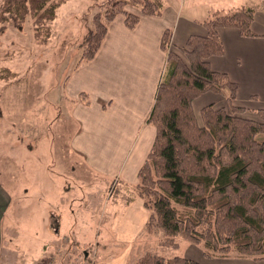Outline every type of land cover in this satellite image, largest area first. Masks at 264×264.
<instances>
[{
  "label": "trees",
  "instance_id": "16d2710c",
  "mask_svg": "<svg viewBox=\"0 0 264 264\" xmlns=\"http://www.w3.org/2000/svg\"><path fill=\"white\" fill-rule=\"evenodd\" d=\"M164 2L97 0L94 29L84 41L81 62L96 56L109 24L118 15L125 16L130 29L139 24L140 16L128 12L127 7L139 8L143 16H161ZM63 3L4 0L0 23L18 25L31 17L36 27L46 26L57 18ZM255 13L246 6L211 10L200 21L206 35H191L185 46L176 48L179 53L169 49L172 31L163 34L165 75L147 119L156 136L139 169L136 193L150 213L145 232H160L164 236L160 244L165 247L178 249L179 240L185 239L199 246L207 259L229 258L234 250L243 257L264 259V139H260L264 135V108L257 111L259 121L244 118L246 108L234 103L238 83L227 73L213 70L209 62L211 57L224 54L220 29L235 28L244 37L257 36L252 30ZM48 28L45 42L50 37ZM225 90L226 106L215 108L211 103L202 107L200 124L194 101L209 92L222 95ZM81 100L90 104L85 93ZM136 264L199 263L149 250Z\"/></svg>",
  "mask_w": 264,
  "mask_h": 264
},
{
  "label": "crops",
  "instance_id": "0c3cea01",
  "mask_svg": "<svg viewBox=\"0 0 264 264\" xmlns=\"http://www.w3.org/2000/svg\"><path fill=\"white\" fill-rule=\"evenodd\" d=\"M164 1L165 6L161 16H143L139 8L127 7L128 12L140 16L139 24L130 29L126 25L125 16L118 15L109 24L107 34L94 59L87 62L80 61L65 82V104L68 110L67 114L63 115L62 126L64 123L71 122V124L70 128L65 129L64 126L63 132L60 129V133H66L63 137L66 140L58 139L59 135L55 139L58 140L60 154L71 156H61V159H57V168L74 175V169L78 166L75 161L78 160L82 169L91 170L94 177L96 173L102 174L107 180L124 182L125 186H131L133 190L129 203L124 206L126 208L109 216L106 235L101 237L99 233L98 238L94 236L93 247H90V252H87L84 259L79 260L74 256L79 254L78 251L71 252L58 246V251L50 258H46L43 263L53 261L52 257L57 261V257L64 253L69 259L68 264H136L145 251V249L140 251L139 247L136 252L134 251L135 245L145 233V225L150 214L143 200L136 193V185L139 169L145 162L156 136L155 127L148 124L147 119L155 104L159 84L165 75L167 53L161 47L163 34L165 30H171L173 34L171 46L175 49L183 47L191 35H206L207 31L200 21L211 10L228 11L243 5L235 6V0H193L189 4H186L185 0ZM196 3L200 4L203 11H207L204 17H195V8L199 6ZM92 5H89L88 10ZM189 7L190 11H188ZM60 8L55 19L57 22L60 20L58 18ZM252 30L256 37H244L235 28L220 29L224 54L211 57L209 62L213 70L227 73L232 81L238 83L236 103L240 99L252 100L249 104H256L258 107L255 109H260L264 108V13L261 11L255 13ZM82 93L88 95L90 104L81 100ZM209 94L211 93L197 98L194 106L196 107L198 102ZM70 101H75L74 105ZM211 103L217 102L204 103L201 107ZM74 122L78 123L75 129ZM47 148L48 146L43 155L49 151ZM12 159L16 160L14 155ZM16 163L19 170L16 176L0 166V264H17L19 256L11 238L4 237L5 231L2 227L4 214L13 201L11 194L21 198L24 203V198L29 197L33 192L30 180L33 178L38 180L36 176L42 167L49 164L47 161L45 163L39 161L36 168L34 166L30 169V164L25 163L22 166L29 173L27 176L20 171L21 164ZM43 173L42 170L39 193L41 222L44 220L45 212L48 211V207L44 206L48 195L44 192L42 179L46 173ZM76 174L78 178L79 173ZM25 175L26 179L22 184H17L16 177L24 178ZM91 180L94 182L88 183L78 178V185L79 193L80 191L85 193L86 190H82L81 185L91 189L88 199L93 201L96 196V183L95 178ZM66 199V206L62 207L64 217L60 218L56 212L51 211L54 213L55 222L59 224H54L48 219L51 227L59 230L58 234L60 228L65 232L73 228L72 218L69 215L70 202L74 200L71 189L67 190ZM29 200L30 198L26 199ZM119 244L122 250H117ZM194 248L197 250L195 255L185 256L186 258L195 260L199 264H215L213 262L217 259H207L201 249ZM101 252L107 253L102 256ZM100 256L102 257L99 258Z\"/></svg>",
  "mask_w": 264,
  "mask_h": 264
},
{
  "label": "rangeland",
  "instance_id": "374dc122",
  "mask_svg": "<svg viewBox=\"0 0 264 264\" xmlns=\"http://www.w3.org/2000/svg\"><path fill=\"white\" fill-rule=\"evenodd\" d=\"M3 1L0 0V5ZM51 1L67 2V4L61 5L58 22L54 20L46 23V26L36 27L34 20L28 17L25 22L18 25L11 22L0 23V166L16 176V172L19 171L16 163L18 162L21 164L20 171L22 174L25 173L28 176L29 173L22 166L25 163L30 164V169L34 166L36 168L39 161L49 163L42 167L43 174L46 173L42 179L44 192L48 195L44 204L45 207H48L44 220L41 222L39 213L42 170L36 176L38 180H34V178L30 180L32 183L30 187L33 192L29 197L24 198V203L21 198L11 194L13 201L9 210L5 211L2 220V227L5 231L4 237L7 239L10 237L12 245L18 249L17 264H68L69 259L64 253L57 257V261L52 257L53 261L43 263L46 258H50L58 251V246L61 249H69L71 252L78 251L79 254L74 256L79 260L84 259V254L90 252V247H93L94 236L98 238L99 233L101 237L106 235L108 232L107 221H110L109 216L126 208L124 206L129 203L133 190L131 186H125L124 182L118 181L116 183L113 179L107 180L102 174L96 173L94 177L91 170L82 169L78 160L75 162L79 169L77 167L74 169V175L57 168V159H61V156H71L60 154L58 140L55 139L59 135L58 139L66 140L63 138L66 133H60V129L63 132L64 126L65 129L66 127L70 128L71 124V122L64 123L62 126L63 115H66L68 110L65 104V82H67L72 69L83 58L84 41L88 33L94 29L92 20L95 9L93 6L97 0L94 2L92 0L81 2L77 0ZM185 1L186 4H189L193 0ZM263 3L264 0H235V6L243 4L242 6L252 7L255 12L261 11L262 13H264ZM90 4L93 5L88 10ZM188 11H190V7ZM195 12V17L200 18L207 14V11L201 9L200 4L195 8ZM48 27L50 28V37L45 42ZM169 49L179 53L172 46ZM209 93L211 94L198 102L196 107L193 104L200 124L203 123L200 110L204 103L215 101L217 102L214 103L215 108L226 106L225 98L228 96L226 90L221 96L212 92ZM236 100L235 105L239 103L237 106L246 108L242 114L244 118L259 121L257 113L259 108L255 109L258 107L256 104H249L252 100L240 99L237 103ZM70 102L72 105L75 103V101ZM75 127H78V123L75 124L74 122V129ZM47 135L48 137H46ZM262 138L264 139V135L260 136V139ZM47 146L49 151L43 155ZM60 146L63 147V145ZM13 155L16 160L12 159ZM77 172L79 173V180L93 183L94 180L91 179L95 178L96 196L93 201L88 199L90 197L88 193L91 189L85 188V185H81L82 190L86 189L85 193L81 191L79 193ZM26 175L24 178L17 176V184H22ZM2 186L7 190L4 183ZM70 189L74 198L70 202L71 212L69 213L73 228H70L69 232L60 228V234H58L59 230L53 229L49 222L59 224L55 222L54 213L51 211L56 212L60 218L64 217L62 207L66 206L67 190ZM27 198L30 200L26 201ZM57 222L59 221L57 220ZM163 238L164 236L160 232L154 234L145 232L135 245L134 251L136 252L137 247H139L140 251L145 249L144 253L152 250L172 258L175 256H192L197 251L194 247L201 249L185 239L179 240L178 249L165 247L160 244ZM120 247L121 245L119 248L117 247V250H122ZM134 251L133 254H135ZM106 253L101 252V255ZM21 254L24 256L21 257ZM228 257L213 258L217 259L213 263H258L254 257H243L235 250ZM258 264H264V259L262 263L259 262Z\"/></svg>",
  "mask_w": 264,
  "mask_h": 264
}]
</instances>
